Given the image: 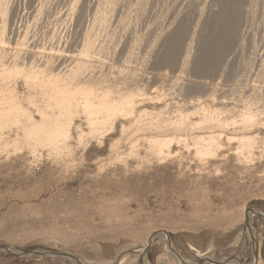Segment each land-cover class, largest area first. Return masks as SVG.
<instances>
[{"label": "bare ground", "instance_id": "6f19581e", "mask_svg": "<svg viewBox=\"0 0 264 264\" xmlns=\"http://www.w3.org/2000/svg\"><path fill=\"white\" fill-rule=\"evenodd\" d=\"M78 1L69 6V20L81 22L90 9L89 27L82 29L73 48L54 49L48 45L46 51L44 46L37 50L27 44L28 29L43 11L44 0H37L33 20L23 28L15 19V0H0V155L12 150L24 153L29 160L31 155L35 159L39 151H46L58 173L63 174L75 164L73 144L84 147L92 139H103L118 129L119 135L127 139L122 142L126 143L127 155L124 150H116L117 141L109 146L119 152L112 153L113 159L119 162L124 176L140 163H164L176 168L177 177L186 171L192 177H210L220 174L221 165L228 160L241 170L249 167L256 156H264V87L257 85L264 80V52L259 55L258 44L251 39L253 35L249 41V31L244 27L249 22L252 29L256 19L264 32V0L258 13V0H200L202 7L192 9L196 22L191 34L198 33L199 37L195 53L193 38L184 40L190 29L189 8L159 28L160 33L145 53L136 51L142 39L137 36L122 61V52L116 53L112 30L117 24L126 25L133 14L127 12L117 19L116 0H96L88 7L81 2L76 11ZM137 4L131 10L143 8ZM15 29L17 39L12 35ZM53 36L48 38L52 40ZM244 41L251 46L247 56ZM175 70L178 75H174ZM186 71L195 79L184 78L181 73ZM9 77L22 80L24 91L18 93L15 88L2 86ZM250 78H255L256 84L244 94ZM153 82L160 83L161 90L153 86L156 92H149ZM219 89L224 94L218 97ZM172 94L182 100L175 101ZM229 95L230 103L223 100ZM188 102L191 106L186 105ZM157 234L165 240L171 256L182 261L166 231L158 229L150 238ZM144 249L140 251L144 253ZM61 253L87 264L85 259ZM231 263L242 264L234 258L226 260V264Z\"/></svg>", "mask_w": 264, "mask_h": 264}, {"label": "rangeland", "instance_id": "374dc122", "mask_svg": "<svg viewBox=\"0 0 264 264\" xmlns=\"http://www.w3.org/2000/svg\"><path fill=\"white\" fill-rule=\"evenodd\" d=\"M73 1L44 0L43 11L37 15L36 23L28 29L27 44L31 49L41 50L44 46L48 51L47 47L51 45L54 49L70 45V48L74 47L82 29L89 27L87 20L91 10L87 11L88 15H84L81 22H71L68 13ZM137 1L143 8L131 10L134 8L131 6H138ZM191 1L116 0L114 13L117 19L127 12L133 14H130L132 19H128L126 25L117 24L112 30L117 41L116 53L122 52L120 60H124L123 57H126L131 45L135 44L137 36L142 39L138 40L136 51L139 54L145 53L144 49L147 51L157 32L166 23L174 21L176 14L189 8L190 29L184 40L186 37L188 41L193 38L195 45L199 37L198 33L191 34L196 22L193 10H198L202 2L197 0L193 5ZM262 1L258 0L257 13L262 8ZM81 2L88 7L96 0H79L76 11ZM36 4L37 0H15L17 11L14 15L21 24L20 28L27 21L29 24L32 22ZM255 21L256 25L252 24V29L249 22L243 26L249 31V41L253 35L251 39L258 44V53L262 55L264 32L260 28L261 24H258L260 21ZM16 30L12 35L17 39ZM51 36L54 39L48 38ZM244 44L243 52L247 56L251 46L245 41ZM194 45L196 48L192 50L193 53L197 49V44ZM178 73V70L174 71V75ZM181 75L184 78L193 76L190 71L182 72ZM247 84L243 93L256 84V79L250 78ZM258 84L264 87V80ZM2 86L15 88L18 93L24 91L22 80L16 77L7 78ZM153 86L161 90L160 83L153 82L149 92H156ZM223 94L224 91L219 89L218 97ZM172 95L175 101L182 100V97ZM226 97L223 100L230 103V95ZM186 105L191 106L189 102ZM261 128L264 132V126ZM119 133L115 129L103 139H92L84 147L83 144L81 147L73 144L75 164L71 163L72 167L69 166L63 174L58 173L51 160L52 156L46 154V151H39L35 159L31 155L29 160L25 159L24 153L12 150L7 151L10 155L6 152L1 154L0 247L20 253L28 250H56L85 259L87 264H183L171 256L160 235L150 238L152 232L163 229L182 261L214 264L216 260L229 261L236 258L242 264H249L256 253V260L264 264V219L257 214L261 211L264 215V156H256L249 167L241 170H236L233 162L228 160L221 165L220 174L210 177H192L189 171L177 177L176 168H168V164L164 163H140V167L136 165L126 171L124 176L119 162L113 159L116 150H124V155L127 152L124 147L126 143L123 144L127 139ZM112 141L118 142L116 150L110 147ZM190 162L194 168L195 163L192 159ZM100 165L102 169H99ZM255 210L256 213L252 212ZM246 218L249 220L250 232ZM143 248H146L144 253L140 251ZM0 264L78 263L60 256H16L0 250Z\"/></svg>", "mask_w": 264, "mask_h": 264}, {"label": "water", "instance_id": "95a60500", "mask_svg": "<svg viewBox=\"0 0 264 264\" xmlns=\"http://www.w3.org/2000/svg\"><path fill=\"white\" fill-rule=\"evenodd\" d=\"M262 219H264V215L262 216V214L259 212V213H257ZM245 221H246V225H247V229H248V232H250V229H249V220L246 218L245 219ZM150 244V242L147 244V247H148V245ZM263 247V246H262ZM1 250H3V251H6L8 254H12V255H16V256H24L25 254H29V255H38V256H40V255H44V256H63V257H66V258H72L73 260H75L78 264H82L81 262H80V260H78V259H76V258H74V257H71V256H67V255H65V254H63V253H61V252H59V251H56V250H54V251H44V250H40V251H37V250H28V251H25V252H21V253H17V252H13V251H11V250H9L7 247H1L0 248ZM263 254H264V250H263ZM236 259V258H235ZM182 260V259H181ZM256 260V253L254 254V259H253V261H255ZM238 261V260H237ZM183 264H186L184 261H181ZM202 262L203 261H201V262H199V263H196V264H202ZM239 262V261H238ZM141 264H143V263H141ZM214 264H226V261H216Z\"/></svg>", "mask_w": 264, "mask_h": 264}]
</instances>
